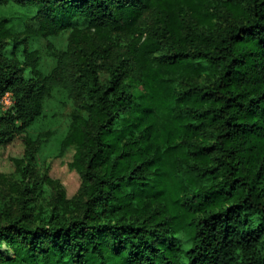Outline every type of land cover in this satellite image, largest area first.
<instances>
[{
  "label": "trees",
  "instance_id": "16d2710c",
  "mask_svg": "<svg viewBox=\"0 0 264 264\" xmlns=\"http://www.w3.org/2000/svg\"><path fill=\"white\" fill-rule=\"evenodd\" d=\"M9 3L74 41H48L56 65L28 76L0 37V144L63 89L83 112L63 142L83 184L70 211L34 213L44 181L26 137L21 180L0 188V264H264V0ZM80 23L99 39L83 44Z\"/></svg>",
  "mask_w": 264,
  "mask_h": 264
},
{
  "label": "rangeland",
  "instance_id": "374dc122",
  "mask_svg": "<svg viewBox=\"0 0 264 264\" xmlns=\"http://www.w3.org/2000/svg\"><path fill=\"white\" fill-rule=\"evenodd\" d=\"M211 3V1H209ZM31 5L17 3L0 4V37L8 43L7 54L17 55L25 67V74H47L56 65L47 43L53 42L60 49H68L73 40L72 28H63L57 34L45 35L44 30L35 17ZM157 11L150 12L144 19V31L159 23ZM77 38L85 42L99 39L98 35L89 31L84 23L76 25ZM123 36H114L115 44L125 48L127 40ZM34 65V67H33ZM104 79L107 74H103ZM8 95L3 99L5 105L11 104ZM80 110L75 98L63 89H55L46 99L43 114L28 128L27 132L6 143L0 144V188L7 189L21 180L17 170L16 159L23 158L28 145L26 137L35 140L37 152L32 162L34 174L44 181L41 192L36 198L34 213L47 215L51 211H70L71 201L80 191L83 184L81 171L74 165L76 146H64L72 125ZM0 204L9 199V194H2ZM181 244L187 246L185 236H181Z\"/></svg>",
  "mask_w": 264,
  "mask_h": 264
},
{
  "label": "built area",
  "instance_id": "2783aa9c",
  "mask_svg": "<svg viewBox=\"0 0 264 264\" xmlns=\"http://www.w3.org/2000/svg\"><path fill=\"white\" fill-rule=\"evenodd\" d=\"M9 94H7L6 96H8ZM6 96L4 98H6ZM10 96V95H9Z\"/></svg>",
  "mask_w": 264,
  "mask_h": 264
}]
</instances>
